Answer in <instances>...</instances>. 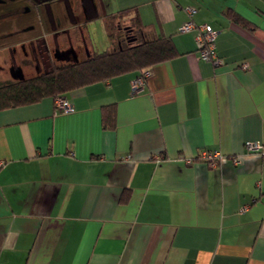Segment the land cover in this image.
Listing matches in <instances>:
<instances>
[{"label":"crops","instance_id":"crops-1","mask_svg":"<svg viewBox=\"0 0 264 264\" xmlns=\"http://www.w3.org/2000/svg\"><path fill=\"white\" fill-rule=\"evenodd\" d=\"M93 26L102 49L131 27L176 54L137 94L129 72L67 93L70 113L0 110V264H264V154L244 148L264 146V0H0V69L87 58Z\"/></svg>","mask_w":264,"mask_h":264},{"label":"trees","instance_id":"trees-1","mask_svg":"<svg viewBox=\"0 0 264 264\" xmlns=\"http://www.w3.org/2000/svg\"><path fill=\"white\" fill-rule=\"evenodd\" d=\"M125 35V43L116 48L93 52L76 62L51 59L48 71H39L30 78L23 76L0 82V110L33 104L45 97H52L53 100L66 97L73 90L120 74H140L144 69L176 54L168 38L139 40L131 27L126 28ZM114 119V106L104 107L103 127H114Z\"/></svg>","mask_w":264,"mask_h":264},{"label":"built area","instance_id":"built-area-1","mask_svg":"<svg viewBox=\"0 0 264 264\" xmlns=\"http://www.w3.org/2000/svg\"><path fill=\"white\" fill-rule=\"evenodd\" d=\"M186 11L189 16H192L195 12L193 8H186ZM193 30L195 31L194 40L199 47L198 57L203 61L211 62L214 67L222 65V60L219 59L215 50V38L217 32L208 24L196 26L191 20L184 23L179 28V31L183 33L191 32ZM241 67L246 69L247 65L243 64ZM150 74V69H144L141 71V73L131 82V92L134 94L140 92L144 88L146 79ZM54 110L59 113H70L72 112L73 107L66 97H57L54 99ZM244 148L246 152L249 153L264 154V146L257 142H246ZM221 157V154L216 151L205 152L201 155V160L205 162L208 167H214ZM232 161L235 164L238 163L236 158Z\"/></svg>","mask_w":264,"mask_h":264},{"label":"rangeland","instance_id":"rangeland-1","mask_svg":"<svg viewBox=\"0 0 264 264\" xmlns=\"http://www.w3.org/2000/svg\"><path fill=\"white\" fill-rule=\"evenodd\" d=\"M126 28H128V27H126ZM126 28L123 29V31H125V33H126ZM89 31H90V40L89 41H90V44L92 45L93 50L95 52H98V53L106 51V48H104V47H107V46H103V49H102V43L99 42V39L102 38V35L100 36V34H97V30L95 29L94 26H93V29H90ZM132 33H133V31H132ZM48 63H49V66H48ZM34 64L35 63L29 62V64H27V66L29 65V67L25 66L24 73H25V76H27L28 78L33 77L35 72L37 71V69L35 70L36 64L35 65ZM38 66H40L41 71H44V69L46 71H48V69L50 68V62H45V61L39 62ZM0 78L3 81H9L10 80V77L8 75V67L6 68V66H5L4 69H0Z\"/></svg>","mask_w":264,"mask_h":264},{"label":"water","instance_id":"water-1","mask_svg":"<svg viewBox=\"0 0 264 264\" xmlns=\"http://www.w3.org/2000/svg\"><path fill=\"white\" fill-rule=\"evenodd\" d=\"M58 57H59L58 54H56V58ZM17 77H20V78L23 77L21 69H17L14 71L13 78H17Z\"/></svg>","mask_w":264,"mask_h":264},{"label":"flooded vegetation","instance_id":"flooded-vegetation-1","mask_svg":"<svg viewBox=\"0 0 264 264\" xmlns=\"http://www.w3.org/2000/svg\"><path fill=\"white\" fill-rule=\"evenodd\" d=\"M37 57H39V56H37ZM38 59H39V58H38ZM38 59H37V60H38Z\"/></svg>","mask_w":264,"mask_h":264}]
</instances>
